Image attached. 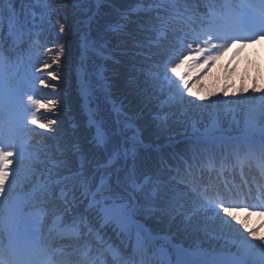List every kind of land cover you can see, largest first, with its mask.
Instances as JSON below:
<instances>
[{"label": "trees", "instance_id": "1", "mask_svg": "<svg viewBox=\"0 0 264 264\" xmlns=\"http://www.w3.org/2000/svg\"><path fill=\"white\" fill-rule=\"evenodd\" d=\"M156 3H161L163 9L171 8L167 0H104L88 25L87 16L95 12L94 0H0V72L5 73L3 56L11 60L6 51L13 32L9 23L19 17L25 32V101L27 95H33L55 104L51 111L37 112L40 122L55 121L47 128L31 124L30 112L27 126L23 115L7 122L5 134L22 128L31 136L21 147L26 154L22 163H13L18 175L15 181L10 176V182L16 190L26 189L36 181H44L47 172L54 176L80 172L70 187L69 205L55 210L65 221L81 218L83 230L96 226L98 207L104 204L119 210L128 208L133 201L127 191H131L137 198L134 218L152 233H167L196 252H234L238 234L245 232L252 237L250 230L255 231L254 227L248 220H233L222 211L218 216L213 207L201 202L199 188L207 175L209 152H204L201 141L184 137L204 134L215 116L224 131L234 133L237 124H243L247 111L264 105V100L258 99L261 83L255 79L250 87L248 79L237 82V67L221 60L194 76L193 68L185 66L188 54L173 55L170 49L178 43V27L157 36L162 18L158 15L161 9L153 7ZM178 4L192 10L201 8L200 0H178ZM80 19L84 35L90 37L89 27L96 41L88 47L92 77L85 93L90 116L95 119L93 126H87L88 116L76 91L73 69L76 62L79 64L80 40L70 34L69 28L74 23L76 32ZM16 29L14 25L12 30ZM34 36L37 40H33ZM106 55L115 58L108 59ZM176 56V63L181 64L180 75L188 85L183 88L184 82L180 83L182 95L164 75L167 65L169 75L179 80L170 73L175 64L168 63ZM45 63L50 67L45 68ZM49 73H55L58 79H52ZM5 79L12 81L7 76ZM41 79L47 87L39 82ZM240 95L245 99L237 98ZM99 117L102 123L98 122ZM98 130L103 133L102 143L97 139ZM172 140L180 142L159 150L151 147ZM122 146L128 154L124 169ZM108 162L110 165L106 166ZM200 166L202 179L197 171ZM98 186L104 191L98 194V204L86 209L89 191ZM82 211L83 216L79 217ZM187 212H192L193 218L187 220ZM119 252L125 256L130 253L121 248ZM138 255L146 258L142 252Z\"/></svg>", "mask_w": 264, "mask_h": 264}, {"label": "snow or ice", "instance_id": "2", "mask_svg": "<svg viewBox=\"0 0 264 264\" xmlns=\"http://www.w3.org/2000/svg\"><path fill=\"white\" fill-rule=\"evenodd\" d=\"M226 7H231L230 5H226ZM210 21L207 27H202L200 33L194 35L193 40L195 43H200L201 36L206 37L203 40V44L206 47L218 48L220 51L218 55L223 54V50L226 49L231 43L236 42L237 40L244 39L249 42H255L257 39H264V7L261 8V11L255 19L248 17L243 13H231L227 17L223 14H218L215 10H211L209 13ZM255 27V31L252 35H233L231 33L240 30L244 31L246 29H250ZM60 31L63 32V25L60 27ZM215 40H224L225 44L217 45L211 43ZM187 49V45L183 46V50ZM183 50L180 52V55H183ZM63 48H61L60 52L63 53ZM196 51L203 53L205 48H198ZM218 55H208L205 57V62L211 60L215 61L218 58ZM179 59V56H176L174 59L168 61V63L175 64V66L170 68V73H174L179 80L173 79L169 75V71L167 65L165 67V78L168 80L169 84H175L178 91H180L181 95L183 93V88H188L186 82H184V76L180 75V63H176V60ZM54 63L56 61H53ZM195 66V65H193ZM44 67H50L47 63L44 64ZM52 79H58L55 73H49ZM41 84H45V81L41 79L39 81ZM184 82L183 88L180 87V83ZM48 85L45 84V87ZM19 88V84L17 85V89ZM227 94V93H225ZM19 108L24 113V123L27 126L28 123V114L30 112L31 120L30 123L36 125L39 123L41 128H47L50 124L55 123V121H49L47 123L40 122L39 117L37 116V112L41 109H47L51 111L55 108V104L49 100L47 103L40 99H36L33 95L19 96ZM31 106L29 109L28 106ZM4 106V99L0 96V109ZM257 113L261 116H264V105L258 108ZM98 137L102 138L103 133L98 130ZM15 150V151H14ZM23 161V149H17L16 145L10 141V139L5 135V126L2 121H0V231L8 232L10 234L11 223L14 215L21 211L20 202L17 200H11L10 196L13 188V184L10 182V176L12 177V181H15L16 175H18L17 169L11 167L13 163L19 166ZM35 191V189H34ZM44 189L41 188V194L43 195ZM215 211L219 216V213L222 211L226 213L228 216H231L233 220H235V216L232 214V210L229 207H225L223 202H220ZM37 215H42L41 211H37ZM225 223H231L227 221L226 217H220ZM245 228L247 225H243ZM250 234L252 237L257 238L260 243L259 245H254L251 241H248L246 238L243 241V244L247 246L248 250L256 249L260 253L259 264H264V236L258 235L257 231H251ZM0 264H46V261L25 253H21L17 248L13 247L11 243L4 245L0 244ZM141 264H144L142 261ZM239 264H246L245 259H241Z\"/></svg>", "mask_w": 264, "mask_h": 264}, {"label": "rangeland", "instance_id": "3", "mask_svg": "<svg viewBox=\"0 0 264 264\" xmlns=\"http://www.w3.org/2000/svg\"><path fill=\"white\" fill-rule=\"evenodd\" d=\"M251 15L253 17V14H251ZM94 18H95V15L93 13L88 15L86 18V23L89 25L92 22V20H94ZM253 19H255V18L253 17ZM77 24H78V28H77L78 30L75 32V29H74L75 24L71 22L70 34L75 35L77 38V41L80 40L79 52L77 54V61H78V57H82V54L84 53L88 42L90 41L91 37L93 36V33L91 35V31L88 27V34L90 37H86L83 33L85 30H83L82 19L77 20ZM255 30L256 29L251 28L246 33V35H252ZM80 35H81V38H80ZM93 38H94V36H93ZM69 41H71V38ZM225 43H226V41H225ZM224 53L227 57V60H229L234 65H237L240 67L239 68V74L244 75L246 70H249L250 64L255 63L257 60H260L264 64V39H257L255 42H248L247 40L243 39L242 44H240L239 48H234L233 43H231L229 46L226 47V49L223 50V54ZM76 63H75V65H76ZM75 65L73 67L74 71L76 69ZM238 78H239V75L236 77V80ZM13 199L15 200V199H17V197L10 198V201ZM235 213L239 216L250 217L253 221H257L258 225H262L263 229H264V210L259 211L260 214H255L252 212L248 213L246 211H235ZM18 216L22 218V217H24V213L19 214ZM233 261L234 260H231L228 263L230 264ZM189 264H198V263L189 262Z\"/></svg>", "mask_w": 264, "mask_h": 264}]
</instances>
